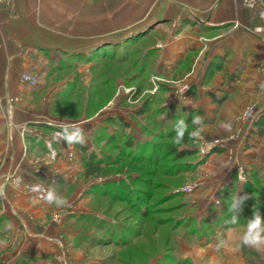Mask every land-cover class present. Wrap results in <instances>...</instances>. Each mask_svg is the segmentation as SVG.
<instances>
[{
    "label": "crops",
    "instance_id": "1",
    "mask_svg": "<svg viewBox=\"0 0 264 264\" xmlns=\"http://www.w3.org/2000/svg\"><path fill=\"white\" fill-rule=\"evenodd\" d=\"M263 28L257 8L232 0H0V264H75L73 243L82 233L77 217L93 213L86 191L98 182L83 181V153L76 143L87 155H98L91 143L98 120L80 123L61 112L72 90L66 71L73 64L77 70L87 66L103 46L138 36H154L144 51L153 54L155 76L186 77L183 111L204 118L203 139H227L222 152L189 175V203L197 210L191 216L214 222L238 168L247 171L246 183L264 191V48L257 31ZM23 73L37 85L21 83ZM249 108L254 118L243 120ZM54 131L63 133L66 147L52 142L57 158L51 162L46 142ZM81 131L83 144L75 142ZM131 134L142 140L139 132ZM245 181H238L235 192L256 197L243 189ZM36 183L66 198L70 207L36 200L26 192ZM247 224L215 227L202 247L235 251V264H264V250L242 244Z\"/></svg>",
    "mask_w": 264,
    "mask_h": 264
},
{
    "label": "rangeland",
    "instance_id": "2",
    "mask_svg": "<svg viewBox=\"0 0 264 264\" xmlns=\"http://www.w3.org/2000/svg\"><path fill=\"white\" fill-rule=\"evenodd\" d=\"M256 8L261 18L264 15V8L261 6ZM262 21L264 22L263 19ZM142 39H136L134 44L130 45L128 41L126 49L123 48L124 44H117L114 49L110 45L103 46L105 52L113 54V59L96 57L80 70L75 69L73 64L66 71L65 77L72 90L71 94L64 99L65 110L61 112L67 115V118H71L73 121L78 120L80 123L86 122L90 117H96L94 119L98 122H96L97 126H94L91 143L98 154L102 151L114 155L115 152L105 145L106 136L103 141L99 142L97 137H103V134L117 133L121 144L124 139L123 136H119V132L125 135L139 132L140 138L146 137L153 142L155 140H153L152 132L165 134L166 131L163 127L171 123V115L184 109L182 102H184L189 88L182 100H175L174 97L175 92L179 91L182 86H188L185 81L186 77L167 81L155 76L152 73L153 54L148 52L146 54L144 51L153 45L154 36ZM98 53L102 52L98 50ZM150 60H152L151 64H149ZM107 115L122 119L124 124L129 123V128L132 126L131 132L129 128L121 127L120 123H115V125L106 123L104 117ZM160 123L163 125L161 129L158 126ZM190 125L192 131L195 126L192 123ZM163 141L167 143L165 138ZM205 141L207 140L203 138L201 140L194 139L198 158L204 157L199 153V149ZM117 166L116 168L110 167L105 178H98L97 184L101 185L107 180H123L127 174L122 168L126 166ZM142 169L154 171L151 179L152 187L147 190L152 198L147 208L153 212L148 213V217L141 218L125 203L109 204L108 201L88 196L86 203L89 208L93 213L98 212L99 218L103 217L102 213L107 212L111 218L110 222L118 226V228L116 227L117 234L109 240V244L97 243L88 246V242L75 241L73 246L77 255L76 262L72 260L73 263L78 264V259L82 257L81 261L88 264H152L154 261L156 263L161 254H168L169 257H177L180 262L184 260L188 264H235L237 258L235 251L219 252L217 247L216 249L202 247L204 241H210L208 239L210 234L206 232L205 226L198 225L196 222L186 228L181 225L173 227L175 220L180 219V216L188 217L197 212L196 208L189 203L192 199L189 197L192 191L185 192V188L193 187L191 185L193 177L189 176L191 173L183 174L177 179H168L163 176L161 165L158 169H154L148 164H144L132 172H140ZM83 179L85 182L86 179ZM166 188L172 192H180L183 196L162 202V195L165 194ZM172 207L176 208L171 210ZM171 218L172 220H166L162 225L157 224L158 219ZM104 219L106 220L105 216ZM195 219L198 221L197 218ZM53 220L57 221L58 216H54ZM84 227L83 229H87L89 235L94 234L97 237L110 239L103 233L96 232L94 228L85 225ZM126 228L135 229L138 234L131 239L130 243L120 245V239L123 238L126 241ZM196 228L203 235L198 242V234L192 235L190 232ZM203 232H206V236ZM238 252L245 254L243 249Z\"/></svg>",
    "mask_w": 264,
    "mask_h": 264
},
{
    "label": "trees",
    "instance_id": "3",
    "mask_svg": "<svg viewBox=\"0 0 264 264\" xmlns=\"http://www.w3.org/2000/svg\"><path fill=\"white\" fill-rule=\"evenodd\" d=\"M136 39L130 40L128 42L129 45L134 44ZM123 46V48L126 49L128 45L126 43V45L124 44ZM112 48L114 49L115 46H113ZM104 50V47L99 48V52L102 53H95V55H93L91 59L96 57L106 59L114 58L113 54H109L107 53L108 51L105 52ZM192 118V113H186L182 109L178 110L176 113L171 115V123L169 125H166L165 127H163L162 123L158 125L160 129L162 127L165 129V134L152 132V137H154L153 140H155L153 142L151 140H148L146 137L142 140H137L133 137L132 134L125 135L121 132H119V136H123L124 139L121 144L119 137H117V133L113 135L103 134V137H97L99 142L103 141L104 136H106L105 145L109 146L110 150L115 152L114 155L104 153L102 151H100L98 155L94 153H90L87 155L85 153L86 148L76 143V147L83 153L81 160L83 164V177L85 179L90 178L98 180V178H105L110 167L116 168L118 167L117 165L126 166L122 168L123 170L125 169L124 172L127 174L123 180H107L101 185L94 184L88 189L87 195L90 196V198H100V200H104L106 202L108 201L109 204L125 203V205H128L129 208L132 209L135 214H137L141 218L148 217V213L153 211L147 208L152 199L151 194L147 190L152 187L151 179L154 175V171L142 169L143 171L141 170L140 172L133 173V170L141 168V166H143L144 164L151 165L152 167H154V169H158V167L161 165L164 177H167L168 179H177L183 176V174L193 173L196 167L203 164L206 158L212 153L222 152V149L215 148L212 149L208 155L198 158V151L195 149L194 139H190L187 133L185 134L184 140L181 145H176L174 143L173 138L176 135L174 126L176 121L179 119H184L188 123V125H190ZM105 122L112 125H115V123H120V125H122L121 127H126V129L129 128V126L127 124H124L122 122V119L119 118H107ZM190 128L191 127H189V132H191ZM163 138L167 140V143L163 141ZM205 139L207 141L211 140V138L208 137ZM243 172L246 176L247 171L243 169ZM246 182L247 180L243 183V189L250 191V193L252 195H256V197H249L243 203L241 210L238 213V222L235 224H247L248 219L252 218L256 211H259L260 213L264 212V202L258 200L257 198V196H259L260 198L264 199V191L258 190V188H255V186H252ZM237 183L238 179L235 172L232 177V189H224L222 203L220 205L221 207L219 208V210L217 209L218 213L217 215H215V220L211 225L208 222L206 223L204 218H200L197 221L192 216H180V219L175 220L173 227L181 225L186 228L192 226L193 223L195 224L197 222L198 225L200 224L202 226H205L206 232L210 234L208 239H211V236L214 235L213 231L215 227H219L221 224L224 226L234 225L231 223H225L230 219V214L227 211L226 197H228L230 193L233 195L236 194L235 186ZM182 196V193L172 192V190L169 191L166 188L165 194L162 195L161 201L167 202L171 199H174L176 197L180 198ZM173 208L176 207H172L171 210H173ZM250 212H253L252 216H250L247 221H244L243 216L248 215ZM98 214L99 213L95 211L90 215H81L77 217V222L80 223V227H84L85 225L90 228H94L96 232L103 233L110 239L97 237L94 234L89 235L87 233V229H83L82 227V233H80V237H78L77 239L78 241L88 242V246H92V244L97 243L109 244V240L116 236L118 226L110 222L111 218L110 216H108L109 214L107 212H104L102 213L103 217L101 218L98 217ZM104 216L106 217V220L104 219ZM166 220H172V218L158 219L157 224L162 225ZM1 223L2 219H0V228ZM126 231V241H124L125 239L123 238L120 239V245L130 243L131 239L138 234V231H136L135 229L130 230L129 228H126ZM190 232L192 235H194L195 233L198 234L197 242L202 239L203 235L199 232L198 228L192 229ZM206 232H203V234H205L204 236H206ZM3 235L4 233H0V237H2ZM141 250H143V248H141ZM159 257L160 258L156 261L155 264H188L187 261L182 260L180 262L177 257H169L168 254H161ZM15 264L23 263L18 262Z\"/></svg>",
    "mask_w": 264,
    "mask_h": 264
},
{
    "label": "clouds",
    "instance_id": "4",
    "mask_svg": "<svg viewBox=\"0 0 264 264\" xmlns=\"http://www.w3.org/2000/svg\"><path fill=\"white\" fill-rule=\"evenodd\" d=\"M192 125L194 129L189 132V125L184 119H179L176 121L174 130L175 137L174 143L176 145H181L185 134L187 133L190 139L201 140L202 133L204 131V118L202 116L196 115L193 116ZM226 130L228 129L227 125H221ZM70 143L73 141H69ZM75 142L83 144L85 142L84 135L82 131L76 137ZM33 191H41V186L36 185L32 189ZM5 196V192L0 189V197ZM248 195H240V191L235 195L229 194L226 197L227 211L230 214V219L226 221L227 223L235 224L238 222V213L241 210L243 203L248 199ZM43 199L50 205H55L57 208H66L70 207L69 201L57 194L53 189H48L46 195L43 196ZM241 241L243 245L256 248L257 250H264V215H261L259 211H256L252 218L248 219V224L246 231L242 234ZM224 241H220V246H223Z\"/></svg>",
    "mask_w": 264,
    "mask_h": 264
},
{
    "label": "built area",
    "instance_id": "5",
    "mask_svg": "<svg viewBox=\"0 0 264 264\" xmlns=\"http://www.w3.org/2000/svg\"><path fill=\"white\" fill-rule=\"evenodd\" d=\"M232 1L234 3H241L249 9H254L257 6H261L264 8V0H232ZM261 18L264 20V15H262ZM257 31L258 33L260 32L262 35L261 43L264 48V28L257 29ZM19 80L21 83H24L30 87H35L37 85V79L27 73L21 74L19 77ZM187 91H188V86H182V88L179 91L175 92L174 99L182 100V98L185 97V94H187L186 93ZM253 118H254V114H253V109L251 108L247 109L242 116V119L246 121H250ZM61 140H63V133L60 131H54L52 132L49 141L46 142V148L48 150V158L51 162H54L57 158V153L55 152L54 149H52L51 143L52 142L57 143ZM226 142H227V139H213L211 141H205L204 143H202L201 148L199 149L200 150L199 153L202 156H206L210 153L212 149H215V148L223 149L224 146L226 145ZM65 157L71 160L73 158V155L71 153H67ZM237 179L240 182L245 181V176L241 168L237 169ZM36 185L41 186V191L32 190L33 187ZM192 189L193 187L185 188V192L189 193L192 191ZM47 190H48V187L42 183H36V184H32L26 187V192L32 195L38 201L43 200V196L46 195Z\"/></svg>",
    "mask_w": 264,
    "mask_h": 264
},
{
    "label": "water",
    "instance_id": "6",
    "mask_svg": "<svg viewBox=\"0 0 264 264\" xmlns=\"http://www.w3.org/2000/svg\"><path fill=\"white\" fill-rule=\"evenodd\" d=\"M59 144H60L62 147H64V148L66 147L64 141H60Z\"/></svg>",
    "mask_w": 264,
    "mask_h": 264
}]
</instances>
